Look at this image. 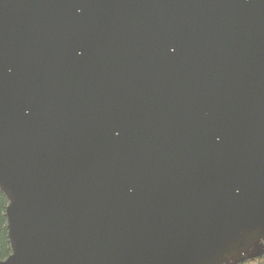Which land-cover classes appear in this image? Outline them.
<instances>
[{"label": "water", "instance_id": "obj_1", "mask_svg": "<svg viewBox=\"0 0 264 264\" xmlns=\"http://www.w3.org/2000/svg\"><path fill=\"white\" fill-rule=\"evenodd\" d=\"M0 264H227L264 242V0H0Z\"/></svg>", "mask_w": 264, "mask_h": 264}, {"label": "trees", "instance_id": "obj_2", "mask_svg": "<svg viewBox=\"0 0 264 264\" xmlns=\"http://www.w3.org/2000/svg\"><path fill=\"white\" fill-rule=\"evenodd\" d=\"M8 200L0 191V261L5 260L11 253V245L8 239L6 207ZM256 252V255L249 257V253ZM227 264H264V242H261L257 248L252 249L244 256L237 258Z\"/></svg>", "mask_w": 264, "mask_h": 264}, {"label": "rangeland", "instance_id": "obj_3", "mask_svg": "<svg viewBox=\"0 0 264 264\" xmlns=\"http://www.w3.org/2000/svg\"><path fill=\"white\" fill-rule=\"evenodd\" d=\"M256 255V252H254V251H252L251 253H249V257H253V256H255Z\"/></svg>", "mask_w": 264, "mask_h": 264}]
</instances>
